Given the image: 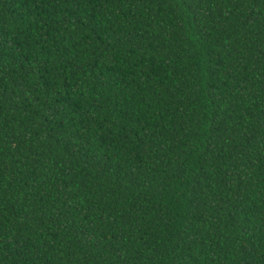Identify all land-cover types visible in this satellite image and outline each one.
Instances as JSON below:
<instances>
[{
    "label": "trees",
    "instance_id": "16d2710c",
    "mask_svg": "<svg viewBox=\"0 0 264 264\" xmlns=\"http://www.w3.org/2000/svg\"><path fill=\"white\" fill-rule=\"evenodd\" d=\"M0 264H264V0H0Z\"/></svg>",
    "mask_w": 264,
    "mask_h": 264
}]
</instances>
